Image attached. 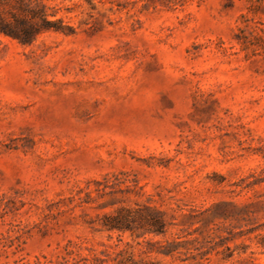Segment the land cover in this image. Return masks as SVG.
Listing matches in <instances>:
<instances>
[{"label":"rangeland","instance_id":"rangeland-1","mask_svg":"<svg viewBox=\"0 0 264 264\" xmlns=\"http://www.w3.org/2000/svg\"><path fill=\"white\" fill-rule=\"evenodd\" d=\"M41 1L0 32V264H264V0Z\"/></svg>","mask_w":264,"mask_h":264},{"label":"trees","instance_id":"trees-1","mask_svg":"<svg viewBox=\"0 0 264 264\" xmlns=\"http://www.w3.org/2000/svg\"><path fill=\"white\" fill-rule=\"evenodd\" d=\"M254 2L253 0H251ZM262 0L257 3L261 4ZM14 9L18 10V13L10 12L12 14L13 21L8 20L5 16L6 9ZM50 8L44 4L41 0H0V32L12 36L23 43H32L35 38L44 33L53 30V25L61 22L51 21V17H55L56 13H50ZM57 30V29H55ZM148 211V210H147ZM150 211V210H149ZM155 217L149 218L143 215H140L139 218H136L135 215H132V212L121 210L118 215L114 217H109L105 224V227L110 231H132L134 233L135 228L134 225L138 220L140 221L141 228L144 230L143 234L146 233H156L159 235H164L167 232V223L164 219V214L161 212H154ZM225 214V213H224ZM223 216V217H221ZM227 215H219V213H214L212 215L213 222L217 218L228 219V217H224ZM210 219V218H209ZM209 219L204 220V224H208ZM210 221V223H213ZM209 226V225H207ZM221 238L220 236H218ZM209 239L212 237L209 236ZM204 241L208 243H212L213 240ZM224 241V239H222ZM197 246L194 248L195 253L186 257V259H181L182 262H195L192 264H209L208 256L212 251L205 250L204 244L200 242V240H196ZM200 245V246H199ZM224 242L220 246H225ZM219 246V245H218ZM264 246V243H263ZM208 249V248H207ZM177 248L171 249L166 253L167 256H173L176 252ZM226 250L230 251L231 248L226 246ZM232 256H228L231 258ZM203 261V262H202ZM207 262V263H205Z\"/></svg>","mask_w":264,"mask_h":264}]
</instances>
